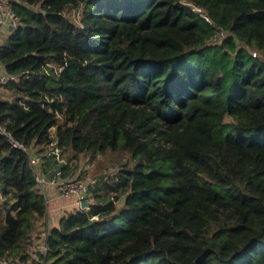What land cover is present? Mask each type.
Listing matches in <instances>:
<instances>
[{
  "label": "trees",
  "instance_id": "1",
  "mask_svg": "<svg viewBox=\"0 0 264 264\" xmlns=\"http://www.w3.org/2000/svg\"><path fill=\"white\" fill-rule=\"evenodd\" d=\"M6 1L0 124L29 151L0 133V264H264V0ZM52 126L69 161L130 163L87 183L42 255L29 154Z\"/></svg>",
  "mask_w": 264,
  "mask_h": 264
},
{
  "label": "built area",
  "instance_id": "2",
  "mask_svg": "<svg viewBox=\"0 0 264 264\" xmlns=\"http://www.w3.org/2000/svg\"><path fill=\"white\" fill-rule=\"evenodd\" d=\"M194 12L198 13L204 17L209 23L212 24L210 18L206 15L205 11L196 5H192ZM19 19L17 13L9 7V4L6 0H0V32L2 27L5 24H9L11 29L15 28L18 25ZM219 37L224 36L223 31H218ZM12 76L8 75L3 69L0 68V88L3 83L7 82ZM53 127V126H52ZM52 128H49V140L45 144V149L42 152H30L29 158L30 163L35 168V180L38 186H43L46 183L51 184L56 188L61 197H75V204L78 208H83L82 204L86 199L88 193V184L80 176H63L61 168L66 166V160L61 156V151L58 146L56 130L51 131ZM0 133L5 135L7 139L17 147H21L25 151L29 149L22 143L15 140L9 130L3 127L0 124ZM53 158L54 160L60 162L61 164L57 169L52 171L51 174H46L40 172L38 167L42 164L43 161ZM45 195V194H44ZM47 201V200H46ZM45 235L38 238L35 242V250L38 253L44 255L48 250L46 243ZM36 263L34 264H46L45 260L42 257L36 255Z\"/></svg>",
  "mask_w": 264,
  "mask_h": 264
},
{
  "label": "rangeland",
  "instance_id": "3",
  "mask_svg": "<svg viewBox=\"0 0 264 264\" xmlns=\"http://www.w3.org/2000/svg\"><path fill=\"white\" fill-rule=\"evenodd\" d=\"M219 37L218 32L209 40L210 42H216ZM2 39H0V42ZM255 54L254 51H250ZM51 131L56 130V126L51 127ZM66 160V167L69 169V176L79 174L87 183H91L96 179L109 177L115 174L123 163H130L129 156L125 153H118L113 151H107L102 154H97L94 157H90L87 153L79 154V159L69 161ZM58 162V161H57ZM59 165L61 164L58 162ZM71 164V165H70ZM4 197L1 196L0 200ZM12 199H10L11 201ZM84 208L87 206H83ZM12 263V262H11ZM10 263V264H11ZM13 264V263H12Z\"/></svg>",
  "mask_w": 264,
  "mask_h": 264
},
{
  "label": "crops",
  "instance_id": "4",
  "mask_svg": "<svg viewBox=\"0 0 264 264\" xmlns=\"http://www.w3.org/2000/svg\"><path fill=\"white\" fill-rule=\"evenodd\" d=\"M10 30L11 29L9 28V24H5L0 32V39L5 38ZM0 68L2 69L1 64ZM58 166L59 163L56 160H54L53 158H49L42 162V164L38 167V170L46 174H51L52 171L58 168ZM40 188L43 190L47 200V217L37 225L38 233L36 237L44 236V234H46L47 232L46 230L58 223L60 216L65 211H75L78 209L77 205L75 204L74 196L61 197L56 188L49 183L40 186ZM85 208L88 209V207ZM37 239H35V242L37 241ZM32 256L33 258L36 257L34 248Z\"/></svg>",
  "mask_w": 264,
  "mask_h": 264
},
{
  "label": "water",
  "instance_id": "5",
  "mask_svg": "<svg viewBox=\"0 0 264 264\" xmlns=\"http://www.w3.org/2000/svg\"><path fill=\"white\" fill-rule=\"evenodd\" d=\"M9 28L11 29L10 26H9ZM88 205H89V201L88 200L87 201H84L83 204H82V206H87V207H88Z\"/></svg>",
  "mask_w": 264,
  "mask_h": 264
}]
</instances>
